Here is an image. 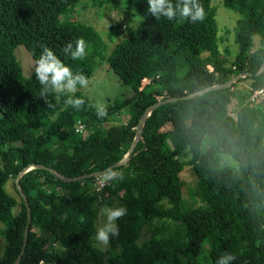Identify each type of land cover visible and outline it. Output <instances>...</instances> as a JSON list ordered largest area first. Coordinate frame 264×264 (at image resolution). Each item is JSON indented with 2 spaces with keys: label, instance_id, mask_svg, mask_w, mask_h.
I'll return each instance as SVG.
<instances>
[{
  "label": "trees",
  "instance_id": "obj_1",
  "mask_svg": "<svg viewBox=\"0 0 264 264\" xmlns=\"http://www.w3.org/2000/svg\"><path fill=\"white\" fill-rule=\"evenodd\" d=\"M88 1L95 7L114 8L124 1L141 19L133 30L115 28L114 35L125 31L126 37L108 57L91 27L63 19L77 0H0V223L4 227L0 264H13L26 224L25 207L14 185L18 203L5 191V184L18 175L17 186L30 214L20 264H216L225 252L236 257L231 264H264V99L250 106L244 103L264 82V70L257 74L261 63L252 73L245 68L258 55L264 58V0H220L225 10L238 16L233 70L223 68L229 52L219 48L211 0H198L205 16L196 23L179 14L173 20L156 19L147 11V0ZM254 37L258 49L250 53ZM78 38L86 41L87 55L73 60L62 49ZM17 46L33 62L27 79L13 56ZM44 47L74 73L83 72L88 81L96 65L104 62L130 90V97L106 107L102 118L80 95V86L74 94L52 92L46 103L34 71ZM204 59L209 68L201 64ZM245 73L251 76L229 87L151 111L142 140L125 164L111 170L122 174V179L115 178L97 192L93 191L96 178L66 183L41 169L22 173L41 165L74 178L114 166L127 155L137 120L148 106L219 86ZM147 79L150 82L141 86ZM243 79L250 80L249 86L235 89ZM69 96L82 98L83 108L66 105ZM121 111L124 120L113 124ZM77 121L86 129L79 137L73 135ZM225 151L242 163L235 169L221 167ZM185 166L193 179L192 205L180 200L169 180ZM101 205L127 209V215L116 221L119 236L108 245L120 252L106 259L91 247L86 232ZM167 228L174 232L163 239ZM206 239L211 240L207 251L202 248Z\"/></svg>",
  "mask_w": 264,
  "mask_h": 264
},
{
  "label": "rangeland",
  "instance_id": "obj_2",
  "mask_svg": "<svg viewBox=\"0 0 264 264\" xmlns=\"http://www.w3.org/2000/svg\"><path fill=\"white\" fill-rule=\"evenodd\" d=\"M211 7L214 9L215 16V24L217 27V37L219 42V48L221 50L226 49L229 52V56L225 58V62L229 63L232 61L234 56L237 53V45L235 44L236 38V28L235 21L238 19V16L232 13L231 11L225 10L220 3V0H211ZM120 17L123 19V27L127 26L128 30H133L140 23L141 19L137 16L124 1H120L117 8L112 6H101L95 7L88 0H77L74 8L70 9L68 14L64 16L63 19L71 20L74 23H79L85 26L91 27L100 37L101 41L105 45V57L111 53L116 45H118L125 37L126 32L124 31L120 35H114V30L119 25L116 20H120ZM126 28V29H127ZM122 29V28H121ZM253 47L250 53L256 52L258 49L257 38L254 37L252 39ZM248 53L246 56H249ZM13 56L15 61L18 63L22 76L27 79L32 71L33 62L25 52V50L21 46L15 47L13 50ZM264 62V58L262 55H258L257 59H253L249 65L245 68L248 72L252 73L256 70V64L261 63V66ZM200 64V63H199ZM201 64L206 65L207 68L210 66L206 59H204ZM212 65V64H211ZM259 69L257 73L260 71ZM183 70L179 71V74H182ZM249 73V74H250ZM151 79L144 80L141 86L149 83ZM250 84V80L243 79L241 83L237 85L235 89L240 90L247 88ZM78 92L81 96L87 99L91 107L97 112L98 107H108L113 105L116 102H121L124 99L130 97V90L123 86L117 78L113 75V73L107 68L106 64L103 62L102 64L96 65L91 79L88 81L86 87H81ZM72 94V93H70ZM257 101V100H256ZM234 102L231 104L229 111L231 112L233 109ZM245 105L250 106L251 103L245 102ZM124 111H121L120 114L112 119V123L116 124L120 121L124 120ZM206 143L203 144V147ZM221 167H227L230 169H235L237 163H242V159L233 154L232 152L225 151V154L220 158ZM184 162L187 159H183ZM104 178L98 179V181H102ZM170 183H172L174 189L176 190L180 200L184 202V204L192 205L194 196L193 190V179L190 174V167L185 166L181 173L176 175L175 177H171ZM97 181V182H98ZM96 183V181H94ZM12 184L14 185V181H9L5 184L6 193L12 197L17 203L19 202L18 196L14 193ZM200 205V203L196 202L195 205ZM163 207V205L161 204ZM102 205L96 210V213L92 219H89L86 225V232L89 234L91 240V247L97 249L103 257L106 259L108 257H115L119 254L120 250H110L109 247H104L99 245L95 240V233L99 226H101L106 219L101 216V209H103ZM18 207L16 206L12 209V212L15 213ZM256 209V208H255ZM150 228H155V223L153 222L150 225ZM4 230L3 225L0 223V232ZM174 232L170 229L164 230L162 234L163 239H168L170 234ZM211 240L206 239L202 248L207 251L210 247ZM2 245L3 238L0 234V255L2 253ZM139 246L140 243L137 242ZM103 264H106L105 261Z\"/></svg>",
  "mask_w": 264,
  "mask_h": 264
},
{
  "label": "clouds",
  "instance_id": "obj_3",
  "mask_svg": "<svg viewBox=\"0 0 264 264\" xmlns=\"http://www.w3.org/2000/svg\"><path fill=\"white\" fill-rule=\"evenodd\" d=\"M148 13L156 19L166 17L173 20L179 16L192 23L204 19L205 13L203 6L198 0H147ZM88 45L83 38H78L75 42L69 41L65 44L62 51L65 55H69L73 60L82 59L87 55L86 49ZM35 78L41 85L40 98L46 103V97L55 92L75 93L80 87H86L88 78L83 72L74 73L73 70L66 65L51 49L44 47L40 57L35 62ZM66 105L74 109L83 108L85 101L82 98H74L69 96ZM51 106V105H49ZM106 114V107L100 106L97 109V116L102 118ZM109 178L122 179V174L109 172ZM101 216L105 217L103 224L99 226L95 233V240L99 245L107 247L112 237L119 236V226L117 220L127 215V209L123 206L101 209ZM236 257L225 252L216 261V264H231ZM43 264V262H41Z\"/></svg>",
  "mask_w": 264,
  "mask_h": 264
},
{
  "label": "water",
  "instance_id": "obj_4",
  "mask_svg": "<svg viewBox=\"0 0 264 264\" xmlns=\"http://www.w3.org/2000/svg\"><path fill=\"white\" fill-rule=\"evenodd\" d=\"M263 70H264V62L262 64V66H261V70L257 74H259ZM250 76L251 75L248 74V73H245L243 75H235L232 78H230L228 81H226L225 83H223V84H221L219 86H214V87L206 88V89L200 90L198 92H195V93H192V94H189L187 96L180 97V98H167V99H164V100H158L154 104L148 106L142 112V114L140 115V117L137 120V123H136V126H135L134 138H133L131 147H130L127 155L125 156V158H124V160L122 162H120V163H118V164H116L114 166L107 167L106 169H104L102 171H99V172L85 174V175H81V176L74 177V178H65V177L59 176L52 169L47 168V167H44V166H41V165L29 166V167L25 168L22 173L27 172V171H29L31 169H41V170H45V171H47V172H49V173H51L53 175L58 176L60 178V180H62L63 182H66V183L80 182V181H85V180L90 179V178H98V177L105 176L112 169H114L116 167H119V166H122L123 164H125V162L127 161V158L129 156V154L133 151L135 144L138 141L141 140L142 127H143L145 118L149 115V113L151 111L159 108L160 106H163V105H166V104H169V103H175L177 101H183V100L191 99L192 97H195L197 95L203 94V93H205V92H207L209 90L223 89V88L229 87L232 84L236 83L240 78L250 77ZM19 176L20 175H18V177L14 181V187H15V191L17 192L19 198L21 199V201H22V203H23V205L25 207V211H26V224H25V227H24V230H23V237H22L21 247H20L19 253L16 256L13 264H20V259H21L22 255L24 253V249H25V245H26L27 232H28V226H29V218H30L29 208H28V205H27V201L25 199V196L23 195V193L20 191V189L17 186V179L19 178Z\"/></svg>",
  "mask_w": 264,
  "mask_h": 264
},
{
  "label": "built area",
  "instance_id": "obj_5",
  "mask_svg": "<svg viewBox=\"0 0 264 264\" xmlns=\"http://www.w3.org/2000/svg\"><path fill=\"white\" fill-rule=\"evenodd\" d=\"M116 22L119 24L117 26H120L121 28H123V24H122L123 19H122V17H120L119 21L116 20ZM225 63H226V66H223L224 69H227V70H233L234 69L233 67H231L230 62L229 63L225 62ZM263 99H264V82H263V85L261 86V88L256 90V91H254V92H252V94L244 101V103L247 102V103H251L252 104L256 100H263ZM85 131H86L85 126L81 122L77 121L76 124H75V127L73 129V135L79 137V136L84 135ZM101 178H104V180L99 182L98 179H101ZM114 179L115 178H109L108 174H106L105 176L96 178V180H95L96 183L94 184L93 191L97 192L103 186H109V182L114 180Z\"/></svg>",
  "mask_w": 264,
  "mask_h": 264
},
{
  "label": "bare ground",
  "instance_id": "obj_6",
  "mask_svg": "<svg viewBox=\"0 0 264 264\" xmlns=\"http://www.w3.org/2000/svg\"><path fill=\"white\" fill-rule=\"evenodd\" d=\"M141 140H142V136H141Z\"/></svg>",
  "mask_w": 264,
  "mask_h": 264
}]
</instances>
